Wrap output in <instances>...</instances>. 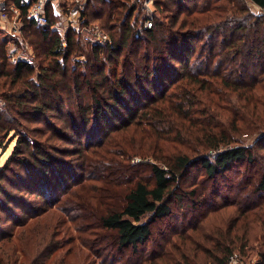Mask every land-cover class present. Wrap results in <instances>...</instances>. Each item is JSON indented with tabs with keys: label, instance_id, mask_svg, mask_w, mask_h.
Instances as JSON below:
<instances>
[{
	"label": "trees",
	"instance_id": "obj_1",
	"mask_svg": "<svg viewBox=\"0 0 264 264\" xmlns=\"http://www.w3.org/2000/svg\"><path fill=\"white\" fill-rule=\"evenodd\" d=\"M6 1L26 15L29 4ZM250 1L264 10V0ZM140 2L86 1L87 21L111 36L105 45L87 46L71 27L62 34L27 22L18 39L44 51L38 70L26 60L12 63L0 37V148L16 141L0 170V202H14L9 179L52 203L31 215L40 218L36 226L13 221L0 239V264H229L254 243L264 264V172L247 177L240 201L207 204L212 212L204 217L220 221L210 232L195 226L161 252L144 248L154 223L173 216L179 188H187L190 209H201L198 189L183 185L193 167L216 182L264 162V12H253L247 0H155L166 14L150 16L148 27ZM84 54V63L76 60ZM28 115L59 120L61 129L33 131L67 139L85 174L68 179L47 139L34 141L21 128L18 116ZM91 124L100 140L84 146L80 136ZM19 159L34 169L28 181L7 176Z\"/></svg>",
	"mask_w": 264,
	"mask_h": 264
},
{
	"label": "rangeland",
	"instance_id": "obj_2",
	"mask_svg": "<svg viewBox=\"0 0 264 264\" xmlns=\"http://www.w3.org/2000/svg\"><path fill=\"white\" fill-rule=\"evenodd\" d=\"M141 1L140 3L144 4V0H138ZM247 4L250 6V8L255 13L264 12V10H261L256 4H254L252 1L247 0ZM150 5V6H149ZM146 7L144 5L145 14L149 16H158V18H164L165 17V11L163 8L160 9V7H156L155 0H152V2ZM91 22V21H90ZM97 22V21H96ZM94 25L100 26L101 29L102 26L98 23L92 22ZM109 34V33H108ZM110 35V34H109ZM0 37L5 41L7 48H8V56L12 63L14 61L12 60L13 56L22 54L26 59V61H29L32 63V65L38 70L41 65L43 64L44 59V51L43 50H37V48H34V46L26 41L18 40V37L16 36V48L15 44L12 45L10 42V36H6L5 33L2 31L0 32ZM41 45V43H40ZM88 46V44H86ZM41 47L46 48L43 44ZM87 51V50H86ZM87 55H79L76 57L77 61H81L84 63L86 61ZM85 93L87 97L89 96L90 92L88 89H85ZM5 106V103L2 102V107ZM65 109L67 111L69 108L68 106ZM5 108V107H4ZM56 115V114H54ZM18 120L20 119L22 121V129L28 130L31 136V139L34 141H37L38 139H47L46 146L51 147L49 149L51 155L56 157L58 161L63 162L67 165L68 172L70 173L68 178L69 180L73 179H79V177L83 174H85L81 169V161L77 159V157H73L71 152L72 150H69L71 148V145L66 142L67 139H63L61 137L59 138H51L48 139L47 134L46 136H36L33 129H38L40 127L46 126V128H50V125H56L58 128L61 129L60 125L55 116L52 120H50L49 117L45 118V120H37L35 117L28 115L24 117L18 116ZM56 119V120H55ZM50 120V122L48 121ZM48 121V123L46 122ZM93 124L89 126V133L84 134V130L82 131V135L80 136V140L82 136L84 137V146L89 144L93 141V139L100 140L101 134L95 135V128L92 127ZM63 135H65L64 132H62ZM94 133V134H93ZM79 136V135H78ZM61 139V140H60ZM96 141V140H95ZM76 143L78 142L75 141ZM78 144H74L73 147H76ZM16 146V141L12 140V137L8 140L6 147L4 149L0 148V170L6 165V163L9 161L11 156L13 155L14 147ZM68 146V147H67ZM54 147V149L52 148ZM67 147V149H66ZM263 153V152H260ZM141 159L139 157H134L132 159L133 162H138ZM18 162H23L20 159ZM247 165L242 166L241 168H237V170H234L233 173H228L226 175V178L228 180L226 181L225 178L220 177L218 181L213 182L206 178V175L204 174L203 169L196 165L191 169L190 176L188 177L187 181L183 184L186 187H191L192 189H198V193L200 197H203V201L200 203L202 205L200 210H192L189 208L191 205V199L189 196L186 195L185 191L187 188H179L178 194H181L183 197L180 199H175L173 203L174 207V214L172 217L165 219V220H159L154 223L153 225V237L150 243L147 246H144L147 251V255L150 253L152 249L155 248V250L161 252L164 248V246L167 245L168 242L174 241L177 239L178 236H180L183 233H194V227L196 226L199 231L201 232H210L213 227H216L220 221L215 218L216 220H209V218H205L204 215L206 213H211V207L207 205L216 204L224 205L227 203H232L235 201H240L243 196H245L246 191V185H247V177H253L256 173V176H259L261 172H264V162H260L257 167L254 168L253 172L250 174H247ZM249 168V167H248ZM242 171L245 172V175L241 174ZM32 170H34L32 168ZM31 168H28L25 166L24 163H21L19 166L17 164H13V168L8 170L7 176L13 177L17 179L18 177L24 178L28 181V179H31V175H35L34 171H32ZM83 173V174H82ZM98 175L104 174L103 172H98ZM89 175V174H87ZM37 177V175H36ZM37 180L39 182L40 188L45 190L46 182L44 181L43 177L40 176V178L37 177ZM8 182L6 183V187H8V192L11 194L10 197L14 199V202L12 203H1L0 202V239L2 234L9 233L12 230V224L13 221H16V219H31L29 221L28 226H36L38 224V220L40 219L38 216L35 218L31 215H34L37 212H40L42 209L46 208L52 203H48L43 199H40L36 197V194H31V192L28 189H24L25 185L21 187V185H17L16 182H12V180L7 179ZM31 181V180H30ZM44 181V182H43ZM73 181H69L68 184L72 183ZM27 187V186H26ZM220 191V196L215 197V193L217 191ZM38 196V195H37ZM62 199H65L66 196H64V193L60 195ZM59 196V197H60ZM58 197V198H59ZM57 198V199H58ZM57 202L55 203V205ZM27 211H31L30 214L27 216ZM8 220V221H7ZM202 227V228H201ZM14 231L19 234L22 231V228L20 227H14ZM75 236L77 233H74ZM72 234V236L74 235ZM252 234L254 236H261V231L259 227H254L252 230ZM262 238V236H261ZM262 242V241H261ZM259 243L252 244V248L248 249V252L246 254H243L240 250H236L234 252V255L239 259L241 258L242 261L245 264H258L259 257L256 253V250L258 248ZM36 247V246H35ZM35 247H32L33 249ZM69 248V245L64 246V252ZM140 261V260H139ZM146 261V260H145Z\"/></svg>",
	"mask_w": 264,
	"mask_h": 264
},
{
	"label": "built area",
	"instance_id": "obj_3",
	"mask_svg": "<svg viewBox=\"0 0 264 264\" xmlns=\"http://www.w3.org/2000/svg\"><path fill=\"white\" fill-rule=\"evenodd\" d=\"M87 0H23L29 4L28 11L23 17L22 9L17 4H8L0 0V29L10 35H20L23 27L28 23L50 27L64 34L65 29L71 27L79 33L84 42L90 45H105L111 41V36L98 25L87 21L85 5ZM152 0H144L148 5ZM150 6V5H149ZM57 17L55 21L52 16ZM146 25L151 27L153 20L147 15ZM66 45V42H63ZM22 54L13 56L14 62L24 61ZM229 264H245L241 258L232 255Z\"/></svg>",
	"mask_w": 264,
	"mask_h": 264
},
{
	"label": "crops",
	"instance_id": "obj_4",
	"mask_svg": "<svg viewBox=\"0 0 264 264\" xmlns=\"http://www.w3.org/2000/svg\"><path fill=\"white\" fill-rule=\"evenodd\" d=\"M1 31H2L3 33H5L6 36H10V39H11V41H12V42H10V43H11L12 45L15 44V48H16V47H17V46H16V39H17V38L15 39V37H16V36H20V35H10V34H8L5 30H1V29H0V32H1ZM18 38H19V37H18ZM18 40H19V39H18Z\"/></svg>",
	"mask_w": 264,
	"mask_h": 264
}]
</instances>
